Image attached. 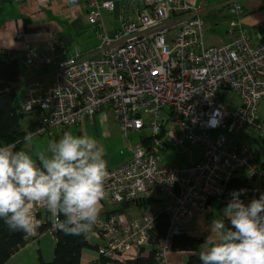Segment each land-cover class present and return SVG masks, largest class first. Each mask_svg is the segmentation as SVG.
I'll return each instance as SVG.
<instances>
[{
    "label": "built area",
    "instance_id": "built-area-1",
    "mask_svg": "<svg viewBox=\"0 0 264 264\" xmlns=\"http://www.w3.org/2000/svg\"><path fill=\"white\" fill-rule=\"evenodd\" d=\"M229 4L230 12L240 17L242 5ZM115 8L113 0H90L88 24L99 41L97 54L77 48L59 59L67 53L59 39L50 43V54L27 48V64L56 67L48 85L36 80L29 84L21 108L25 113L42 111L36 130L41 134L76 125L83 118L93 119L106 107L112 109L125 134L151 130L148 141L143 137L138 144L129 143L127 161L108 170L105 200L141 203L171 197V223L157 245V260L172 264L173 236L209 207L210 197L227 204L234 193L239 194L222 189V181L238 166L251 175L256 171L250 162L255 146L234 137L245 130L264 137L259 114L264 101V42L251 36L243 23L235 29L232 22L227 41L207 46L202 17L206 5L190 0H126L117 14L119 26L111 33L103 11ZM259 26L264 36V23ZM223 90L235 92L238 102L225 97ZM166 110L171 114L164 116ZM165 137L176 145L186 141L202 145V157L197 164H162L155 148L165 147ZM239 199L248 204L242 195ZM160 206L159 212L164 209ZM158 213L135 216L126 226H121L118 214L99 218L92 235L104 243L91 264H100L101 257L129 261L142 255L143 249L151 247ZM58 231L62 230L55 218L48 233L55 237Z\"/></svg>",
    "mask_w": 264,
    "mask_h": 264
},
{
    "label": "clouds",
    "instance_id": "clouds-1",
    "mask_svg": "<svg viewBox=\"0 0 264 264\" xmlns=\"http://www.w3.org/2000/svg\"><path fill=\"white\" fill-rule=\"evenodd\" d=\"M32 139L28 134L24 142ZM108 175L99 141L71 130L51 143L49 154L0 146V220L9 231L31 235L40 225L33 206L43 202L66 235L87 234L99 218ZM244 191L234 193L223 209L230 227L213 220L210 232L218 238L209 236L201 245L202 264H264V193L245 205L239 199Z\"/></svg>",
    "mask_w": 264,
    "mask_h": 264
},
{
    "label": "crops",
    "instance_id": "crops-1",
    "mask_svg": "<svg viewBox=\"0 0 264 264\" xmlns=\"http://www.w3.org/2000/svg\"><path fill=\"white\" fill-rule=\"evenodd\" d=\"M190 1L195 4L202 2L206 5L202 17H205L207 25L210 23V21H213V23H215L214 25H222L225 28L224 30H228V27L233 25L232 22H235L236 27H234L233 25V28L235 29L239 28V22H241L245 27L249 29L251 36L256 38L258 42L264 41V36L259 26V24L264 23V0ZM232 1H237L242 5V13L238 18L230 12L229 3ZM114 2L116 4L115 12L118 14V12L120 11V7L126 2V0H114ZM89 10L90 0H0V49L9 51L14 58L18 59L21 64V77L19 82L14 85L16 97H18V92L20 93V102L25 92L28 90V86L31 82L35 80L42 81L46 85H48L51 80L52 71L56 67L54 64L48 66L43 65L39 62L27 64L25 62V56L28 47L37 50L40 54H50V43L55 39H59V42L67 50L66 54H61L58 56L59 59L69 57L71 53H73V51L77 48L80 49L83 53L91 52L92 54H97L94 50L97 48L98 39L95 31L88 24ZM103 12L105 25L112 33V29L116 27L114 19L111 16L112 12L107 10H104ZM106 17H111V20L107 21ZM21 32L23 33L22 36L19 35V33ZM20 102H18V104ZM110 113L114 117H116L112 109L106 107L100 110L93 119L83 118L81 122L76 125L59 127L62 129V131L50 130L48 133L58 137V135L63 134L64 131L71 130L74 134L78 133L79 135H82V132H80V130H82V124L85 123V126L86 124H92L96 128L97 138L100 137V135H102L104 138L112 136L110 131L113 128L118 131L116 132V135H119V129L115 127L117 125H114V127L110 125ZM27 114H34L38 117L37 120L33 119L31 123L28 124V130L23 127V129L27 131V135L32 134V136H35L36 133L32 132H35L38 129L37 126H40L42 111L37 109L33 113ZM112 120L116 124V120L114 118ZM31 125H33V127H31ZM74 126L80 127L76 129ZM34 129L36 130L33 131ZM235 138L236 137H234V139ZM238 142L243 144L240 139ZM106 145L108 146L111 144ZM27 148H29L28 144L24 142L23 148H19L17 150L23 149L29 152ZM33 148L34 147L31 148V152H29L30 154H40L38 151L33 152ZM165 148L166 146L164 147V149ZM257 152L259 155V149L257 150ZM200 156L192 160H197L198 158H200ZM129 157L130 156L126 157L125 161H127ZM258 160L259 163L263 162L260 160V157ZM123 162L118 163L109 169H112L115 166L122 164ZM256 166H258V164H256ZM262 171H264V169H262ZM255 181V186H257L258 189L260 188L262 190L261 192L264 193V180L262 179V177H259ZM253 199L258 198L253 197L251 199H248V204ZM153 203V201L146 203L147 211L145 212L155 213L150 210V206ZM131 206L142 205L140 202H136L130 203L129 205L124 207L122 203H111L110 201L103 199L99 204V218H106L112 214H118L121 217V226H126L127 222L134 216H136L133 215V213L126 212V209ZM225 207L226 206L222 208V206L218 205V207L214 209V207L212 206V208L209 210H203L197 213L192 218V220L184 226L183 231H185L189 235L203 239L202 245L205 244L209 236H211V239L213 240L217 239L218 235L212 234L210 232V226L206 225L205 229L195 230L197 232L193 230L192 226L194 224L195 218H197L201 214L216 213L217 218L223 219L225 217L223 214V209ZM47 213L48 211L44 204H40V202L34 204L33 214L35 218L40 221L39 227H46L49 222L50 225L49 227L45 228L43 232L36 229L33 234H27V243L23 248L34 244L37 241L39 242L40 239L46 234V232H48V229L53 225V223L55 222V217H50V219H47ZM188 225L189 227H187ZM94 228L95 227L93 226L92 230L88 232L89 235H92V231ZM94 239L100 240L101 243L98 245H93L92 241ZM90 241V244L94 246V249H83L80 264H91L93 261L98 259V246L102 245L104 243V240L97 238L93 234ZM54 243H56L55 239ZM21 249L15 252V254L18 253ZM200 251H202L201 246L198 248V250L193 252L199 253ZM15 254H13L11 258ZM40 256L43 257L41 254H39L38 263H34L39 264ZM189 257V253L184 251L173 252L170 254L172 264H187ZM11 258L9 259V261L11 260ZM9 261L6 264H8Z\"/></svg>",
    "mask_w": 264,
    "mask_h": 264
},
{
    "label": "trees",
    "instance_id": "trees-1",
    "mask_svg": "<svg viewBox=\"0 0 264 264\" xmlns=\"http://www.w3.org/2000/svg\"><path fill=\"white\" fill-rule=\"evenodd\" d=\"M20 77L21 64L18 59L14 58L9 51L0 49V146L14 144L16 150L21 147L23 139L27 135V131L22 127L23 117L27 114L21 108L23 98L19 104L15 101L16 91L14 85L19 82ZM31 127H33V125H31ZM245 132L250 131L245 130ZM148 139L149 137H146L144 141H148ZM262 139L264 140V137ZM257 150L252 154V159L250 161L251 165L256 169L255 173L252 174L253 176L248 173L244 167H241V169L234 168L231 176L222 181V189L224 188L226 192L236 190L239 193L241 190H245L242 194V198L246 201L253 197H260L262 190L255 186V180L259 177H262L264 180V175L260 172L264 169V161L259 163ZM202 154L200 157H202ZM198 160L199 159L193 160L191 163L197 164ZM256 164H258V166H256ZM155 199L157 200L158 198ZM155 199H145V201L141 202V205L146 207L147 202L154 201ZM214 200L219 202L220 206H226L228 204L220 201L216 196H211L208 203L209 207L206 210L212 208V202ZM172 201L173 199L171 197H166L164 201L165 204L162 205L164 209L156 216V227L154 234L151 237V250L146 251V249H143L141 251L142 255H138L136 258L126 261V264H163L161 261L159 263L157 260V245L168 233L167 231L171 223L169 220L171 216V208L168 207L173 205ZM129 204L130 202L122 203L124 207ZM201 211L203 210H200L199 212ZM49 215L50 214L47 213V219H50ZM60 220H63L62 216L60 217ZM222 221L225 223L226 227H230V221L226 216ZM49 225L50 222L46 227H38L37 230L43 232L45 228L49 227ZM26 236L27 234L23 232L9 231L3 221L0 220V264H6L15 252L25 246L27 243ZM54 239L56 240V243L53 259L50 262H47L40 256L39 264H80L83 249H94V246L90 244L85 234L74 236L66 235L63 231H58L55 233ZM172 243L173 252L184 251L189 253L190 257L187 264H202L199 259V253L193 251L198 250L203 243V239L189 235L183 231L173 236ZM110 261L113 260L104 257L100 258V264H106Z\"/></svg>",
    "mask_w": 264,
    "mask_h": 264
},
{
    "label": "rangeland",
    "instance_id": "rangeland-1",
    "mask_svg": "<svg viewBox=\"0 0 264 264\" xmlns=\"http://www.w3.org/2000/svg\"><path fill=\"white\" fill-rule=\"evenodd\" d=\"M111 16L115 20V26H119V21L117 19V13L114 11L111 13ZM107 21L111 20V17H106ZM213 21H210V23L205 26V39L207 46H217L225 41L227 38V30H224V26H216L214 25ZM114 25V23H113ZM216 26V27H215ZM256 41V40H255ZM264 42V41H263ZM261 42V43H263ZM224 91V90H223ZM225 97H232V99L237 100L238 98L235 92L231 91H224ZM20 93L18 92V97H16L15 101L18 103L20 102L19 99ZM23 98V97H22ZM22 100V99H21ZM240 102V99H239ZM170 111L166 110L164 112V116L170 115ZM259 114L261 115L262 119L264 120V101L260 103L259 106ZM115 115V114H114ZM110 117V125L114 127V125H117L119 129V135H116L118 131H116L114 128L110 131L112 136L104 138L102 135L97 138L96 136V128L92 124H82V135H89L94 137L96 140L99 141V143L102 145L105 151V159L108 162V169L113 167L114 165L121 163L125 161L126 157L131 156V152L128 148L129 143L131 144H138L143 137H149L151 134V130L148 128H145L142 130V132H137L135 130L129 132L128 134H125L122 130H120V124L118 119L114 117L111 113L109 114ZM145 120H147L146 115L144 114ZM36 115L31 114H25L22 120V127H24L26 130H28V124L31 123V121L37 120ZM116 120V124L112 119ZM89 121V120H88ZM75 127V126H74ZM80 126H76L75 128L78 129ZM58 128V129H57ZM53 128L51 130L55 131H62L61 128L57 127ZM177 130L179 131V127L177 126ZM50 131V130H49ZM45 132L43 134L38 133L37 131L32 132L36 133L35 136H33V139L28 144L27 150L31 152V148H33L34 151H38L39 153H45L49 154L50 145L53 141H58L59 138L62 136V134H59L58 137L54 136L53 134H49L48 132ZM76 135H79L76 133ZM234 137V136H233ZM233 137H230V140L233 139ZM237 141L245 143H251L255 146L256 149H259V157L261 161H264V140L259 137L257 134H254L252 132H245L240 134L239 136H236L235 138ZM165 142L166 148L164 147L160 148V146H157L155 149L160 155L161 163L168 165V166H180L187 163H191L193 160L196 159L198 156L202 154L203 146L202 145H192L189 142L186 141V143L182 145H176L173 144L168 138L163 139ZM111 144V145H106ZM24 145V139L21 144L20 148H23ZM130 158V157H129ZM242 166H238L237 168L241 169ZM221 174H224L226 177L229 176V174L226 172H222ZM219 175V174H218ZM158 198L155 199L153 204L150 206V210L153 212H156V214L162 209L160 205L165 204L164 201L166 198L161 199ZM119 205V204H118ZM219 205V202L213 201L212 206H214V209H216ZM120 206V205H119ZM224 206H222L223 208ZM147 211L146 207L143 206H131L126 209V212L133 213V215L139 216L145 213ZM135 217V216H134ZM213 220H222L220 218H217L216 213L212 214H201L194 220V224L192 226L193 230H201L205 229L206 225L211 226ZM191 221V220H190ZM189 227V225L187 226ZM197 232V231H195ZM195 235V234H194ZM93 236V235H91ZM91 236L89 238V241L91 239ZM89 237V236H88ZM91 243V241H90ZM100 240H93L92 244H100ZM54 237L50 233L46 232V234L40 239V241L35 242L34 244H31L25 248H22L18 253H16L8 264H37L38 263V255L41 254L43 258L46 261H50L53 258L54 254ZM151 250L150 248H147L146 251ZM37 262V263H34ZM124 261L119 260H113L106 264H125Z\"/></svg>",
    "mask_w": 264,
    "mask_h": 264
},
{
    "label": "flooded vegetation",
    "instance_id": "flooded-vegetation-1",
    "mask_svg": "<svg viewBox=\"0 0 264 264\" xmlns=\"http://www.w3.org/2000/svg\"><path fill=\"white\" fill-rule=\"evenodd\" d=\"M114 1V0H113ZM98 43H99V41H98Z\"/></svg>",
    "mask_w": 264,
    "mask_h": 264
}]
</instances>
